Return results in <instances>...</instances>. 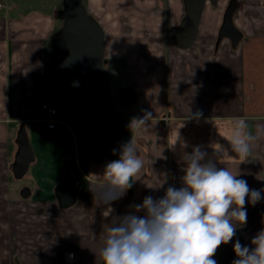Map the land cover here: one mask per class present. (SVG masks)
Segmentation results:
<instances>
[{"label": "crops", "instance_id": "crops-1", "mask_svg": "<svg viewBox=\"0 0 264 264\" xmlns=\"http://www.w3.org/2000/svg\"><path fill=\"white\" fill-rule=\"evenodd\" d=\"M1 1L5 5L0 7V264H103L100 249L105 229L116 217L143 216L133 206L145 197L159 199L169 186L182 187L181 157L194 146L207 152L206 160L218 168L239 173L237 178L246 180L250 189H264V135L244 161L220 158L214 152L220 144L235 156L227 138L237 118H243L254 135L258 127L264 128V21L246 20L255 15L241 4L234 14L243 32L237 45L230 38L218 42L226 11L219 0L205 6L195 42L180 48L171 28L185 15L184 0H166L165 5L160 0H84L104 28L105 54L108 51L112 60L125 61V84L119 92L130 87L137 95L131 104L119 99L129 108L127 121L144 116L145 110L152 113L148 131H132L144 162L139 179L134 177L132 187L111 202L114 211L107 216L109 205L94 195L93 174L102 175L107 163L120 155L92 161L89 145L80 154L73 147L70 128L50 129L45 122L33 120L36 76L43 73L48 52L52 54L51 39L62 25L63 0ZM198 111L202 115L188 119ZM31 119L27 128L36 160L27 173L31 181L22 183L12 169L17 143L10 163L15 180L8 177L12 148L5 153V140L14 122L20 126ZM178 131L180 140L172 150L169 144ZM182 143L188 147L182 148ZM61 181L79 189L70 206L57 199L56 185ZM247 200V223L237 224L236 229L243 228V245L251 249L252 238L264 229V198L255 205ZM224 245L217 249L216 261ZM69 251H75L72 259L67 257Z\"/></svg>", "mask_w": 264, "mask_h": 264}, {"label": "clouds", "instance_id": "clouds-1", "mask_svg": "<svg viewBox=\"0 0 264 264\" xmlns=\"http://www.w3.org/2000/svg\"><path fill=\"white\" fill-rule=\"evenodd\" d=\"M200 115L198 111L188 119ZM151 118L152 113L145 110L144 116L132 118L129 127L132 131H148ZM248 128L243 118L234 120L227 140L235 156L220 144L214 148L215 154L244 161L264 135V128L258 127L255 135ZM179 140L178 131L169 148L175 150ZM181 147L188 145L182 143ZM119 151V158L107 163L102 175L93 174L97 181L94 195L100 203L109 205L107 216L114 211L111 202L132 187L133 178L139 179L144 166L133 139ZM207 156L200 146H194L190 154L184 152L182 187L169 186L162 198L147 196L142 204L134 205V211L143 212V216L127 214L113 219L105 229L100 249L103 264H217L213 259L217 249L233 240L237 224L247 223L246 197L247 203L255 205L264 198V189H250L246 180L237 178L239 173L218 168L212 160H206ZM251 245L254 247L250 249L237 239L233 245L237 259L232 264H264V229L252 238Z\"/></svg>", "mask_w": 264, "mask_h": 264}, {"label": "water", "instance_id": "water-1", "mask_svg": "<svg viewBox=\"0 0 264 264\" xmlns=\"http://www.w3.org/2000/svg\"><path fill=\"white\" fill-rule=\"evenodd\" d=\"M219 0H184L185 15L171 28L174 42L180 48L190 47L197 39L203 11L208 2ZM236 3L230 1L219 31L220 42L230 38L237 45L243 32L234 21ZM62 25L51 39L53 50L42 73V92L45 99L56 106L89 143V156L99 162L120 155L121 146L132 140V130L123 113L117 110L111 77L105 64V31L98 19L88 12L84 0H63L60 10ZM125 104L134 103L136 93L130 87L119 92ZM17 151L12 165L17 179L25 177L36 153L27 124L18 128ZM117 151L115 154L113 150ZM29 189H26V195ZM56 195L62 206H70L79 195L78 187L70 181L56 185ZM243 244V228L236 230L231 242L225 244L217 264H232L237 259L233 250L236 240Z\"/></svg>", "mask_w": 264, "mask_h": 264}, {"label": "rangeland", "instance_id": "rangeland-1", "mask_svg": "<svg viewBox=\"0 0 264 264\" xmlns=\"http://www.w3.org/2000/svg\"><path fill=\"white\" fill-rule=\"evenodd\" d=\"M232 1V0H222V7L223 9H226L229 2ZM235 3H236V7H239L240 4L242 6V8L244 7L245 10H249L250 12L248 13L249 15L253 16L255 15L254 17H246L245 19L246 20H249V18H252V19H258V20H263L264 21V0H234ZM162 5H165L166 3V0H160L159 1ZM212 4L209 2L208 4V7H210ZM124 18V16H123ZM63 22V20H62ZM106 58L108 59V62L105 64L106 66V69L111 77V86H112V91H113V94H114V98H115V103H116V107H117V110L121 111L123 113V115L125 116V118L127 119L128 118V113L129 111L127 109V107H125L121 101L119 100V89L122 87V85L125 84V74L123 72V70L125 69V61L123 60H112L109 56H108V51L107 53L105 54ZM51 57V52L49 53L48 52V57H47V62L48 60L50 59ZM35 98H36V95H35ZM36 100L37 98L35 99V115L33 117V120H36L37 117H38V114H39V111H37L36 109ZM27 126H30L31 123H32V119L31 120H28L27 122ZM19 124L17 122V124H15L14 122V127H10V130L9 132L7 131V139L5 140V153L6 151L9 150V148H12L10 151L11 153L9 154V157H8V163H7V166H8V177L11 179V180H15L14 177H13V174L11 173L10 171V163L11 161L13 160V151L15 149V146H16V142H15V139H16V135H17V130H18V127ZM72 127L70 128V130L73 132V136L75 137L74 139V143H73V147L75 149H77L79 151V154L81 153V150L83 148H85V145H89V143L85 140V138L81 135V133L78 131V129L76 128V126L74 125H71ZM0 144H3L2 142ZM76 144V145H75ZM3 147V145H1ZM63 146H67V143H64ZM90 147V145H89ZM69 148H71V145L69 146ZM32 179V176L31 174H27L25 177L21 178V179H18L19 181H23L22 183L24 182H30Z\"/></svg>", "mask_w": 264, "mask_h": 264}, {"label": "built area", "instance_id": "built-area-1", "mask_svg": "<svg viewBox=\"0 0 264 264\" xmlns=\"http://www.w3.org/2000/svg\"><path fill=\"white\" fill-rule=\"evenodd\" d=\"M5 3L0 0V7ZM39 103V114L36 120L43 121L50 129H55L58 126H66L71 128L73 125L54 105L50 104L44 97L43 92L37 97ZM71 254V255H70ZM75 255V251H69L67 253L68 259H72Z\"/></svg>", "mask_w": 264, "mask_h": 264}, {"label": "trees", "instance_id": "trees-1", "mask_svg": "<svg viewBox=\"0 0 264 264\" xmlns=\"http://www.w3.org/2000/svg\"><path fill=\"white\" fill-rule=\"evenodd\" d=\"M42 93V74L36 76V98ZM36 109L39 111V103L36 100Z\"/></svg>", "mask_w": 264, "mask_h": 264}]
</instances>
